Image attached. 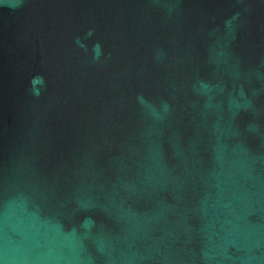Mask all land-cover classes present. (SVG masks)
I'll use <instances>...</instances> for the list:
<instances>
[{"label":"water","instance_id":"water-1","mask_svg":"<svg viewBox=\"0 0 264 264\" xmlns=\"http://www.w3.org/2000/svg\"><path fill=\"white\" fill-rule=\"evenodd\" d=\"M0 264H264V0H0Z\"/></svg>","mask_w":264,"mask_h":264},{"label":"clouds","instance_id":"clouds-1","mask_svg":"<svg viewBox=\"0 0 264 264\" xmlns=\"http://www.w3.org/2000/svg\"><path fill=\"white\" fill-rule=\"evenodd\" d=\"M89 34H91V33H89ZM39 79L41 80V82L43 81V78L42 77H40Z\"/></svg>","mask_w":264,"mask_h":264}]
</instances>
